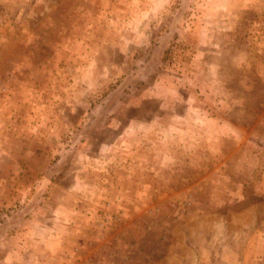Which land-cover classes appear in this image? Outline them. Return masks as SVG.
Segmentation results:
<instances>
[{
	"label": "rangeland",
	"instance_id": "374dc122",
	"mask_svg": "<svg viewBox=\"0 0 264 264\" xmlns=\"http://www.w3.org/2000/svg\"><path fill=\"white\" fill-rule=\"evenodd\" d=\"M0 264H264V0H0Z\"/></svg>",
	"mask_w": 264,
	"mask_h": 264
}]
</instances>
